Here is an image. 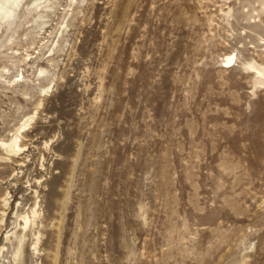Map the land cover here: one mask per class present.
<instances>
[{"label":"rangeland","instance_id":"obj_1","mask_svg":"<svg viewBox=\"0 0 264 264\" xmlns=\"http://www.w3.org/2000/svg\"><path fill=\"white\" fill-rule=\"evenodd\" d=\"M249 64L264 0H22L0 24V143L32 117L0 145V264H264Z\"/></svg>","mask_w":264,"mask_h":264},{"label":"bare ground","instance_id":"obj_2","mask_svg":"<svg viewBox=\"0 0 264 264\" xmlns=\"http://www.w3.org/2000/svg\"><path fill=\"white\" fill-rule=\"evenodd\" d=\"M21 2H22V0H0V24L7 22V20L12 16V13L15 11L16 8H18V6H19V4ZM225 63L227 64V66L229 64H231L232 63V58L230 56H226ZM247 67H249V66H247ZM250 68H251L252 71H254L256 73L258 78L264 80V67L259 69V68H256L255 66L250 65ZM31 118L29 117V119H31ZM27 121L24 122L19 127V129L17 130L15 135L11 138V140L9 139L8 142H1L0 143L1 147L4 148L5 151L7 152V156L8 157L9 156H13V155H17L20 151L23 150V148L20 147V145H19L20 141H19L18 135H19V133H22L23 130L27 127V125H28ZM31 214L35 215V210H33L31 212ZM22 220H23V223H24L23 230H26L27 227L31 224V222H30V220H29V218L27 216L22 217Z\"/></svg>","mask_w":264,"mask_h":264}]
</instances>
